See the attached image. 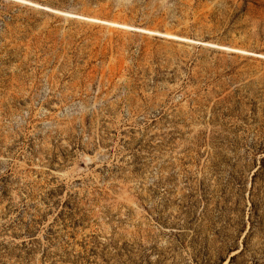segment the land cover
I'll use <instances>...</instances> for the list:
<instances>
[{
    "label": "rangeland",
    "instance_id": "1",
    "mask_svg": "<svg viewBox=\"0 0 264 264\" xmlns=\"http://www.w3.org/2000/svg\"><path fill=\"white\" fill-rule=\"evenodd\" d=\"M0 264H264V0H0Z\"/></svg>",
    "mask_w": 264,
    "mask_h": 264
}]
</instances>
